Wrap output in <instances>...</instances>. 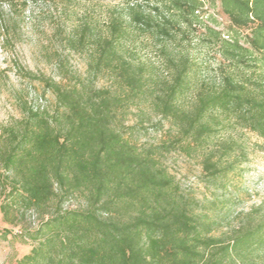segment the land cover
<instances>
[{"label": "trees", "instance_id": "trees-1", "mask_svg": "<svg viewBox=\"0 0 264 264\" xmlns=\"http://www.w3.org/2000/svg\"><path fill=\"white\" fill-rule=\"evenodd\" d=\"M28 1L0 0V5L12 8ZM205 1L219 6L228 33L218 30L214 19L202 21L204 0L126 3L110 19L106 34L93 40L89 63L90 73H109L120 93L97 89L92 82L79 88L47 82L55 112L30 111L0 129L3 221L14 224L10 210L45 211L59 199L37 228L19 233L32 247L17 264H223L226 259L264 264V215L226 242L211 236L212 223L194 213V203L157 158L200 150L225 126H240L264 139V0ZM174 25L198 29L202 43L219 58L217 75L195 90L190 109H181L177 100L192 85L188 58H181L173 81L152 102L155 114L175 131L168 132L165 143L140 149L113 126L117 109L151 93L143 64H135L120 44L130 29L156 40L171 38ZM160 51L165 53V47ZM235 145L202 158L208 178L232 171L235 162H221ZM75 193L84 197V208L64 210L62 200Z\"/></svg>", "mask_w": 264, "mask_h": 264}, {"label": "rangeland", "instance_id": "rangeland-1", "mask_svg": "<svg viewBox=\"0 0 264 264\" xmlns=\"http://www.w3.org/2000/svg\"><path fill=\"white\" fill-rule=\"evenodd\" d=\"M128 2L133 0H30L12 8L0 5V129L14 125L30 111L55 112L56 99L47 82L67 88L92 82L97 89L118 93L113 77L106 72L90 73L89 63L94 56L93 40L106 34L110 19ZM204 2L202 21L211 24L214 19L216 28L228 33L229 22L219 6L212 8L209 1ZM165 17L171 19L166 13ZM195 30L194 26L174 25L171 38L156 40L130 29L120 44L135 64H143L145 80L151 88V93L146 91L123 109H117L113 120V126L140 149L165 143L168 132L175 131L169 120L155 114L152 102L173 81L181 58H188L192 82L191 89L177 100L181 109H190L195 90L202 82L210 84L217 75L219 58L214 49L202 43L198 29ZM84 31L80 45L77 41ZM162 46L165 53L160 51ZM231 143L236 144L235 148L222 158L221 164L235 162L234 168L225 177L208 178L202 169V158L211 153L219 156L222 146ZM157 158L180 192L194 203V213L212 223L211 236L226 242L248 221H258L264 215V139L256 134L240 126H225L200 150H175ZM58 200L52 199L45 211L10 210L9 219L14 224H6L12 233L11 241L18 240L28 253L32 243L18 238L19 233L37 228ZM84 206V197L79 193L62 200L64 210ZM223 264L230 261L226 259Z\"/></svg>", "mask_w": 264, "mask_h": 264}, {"label": "crops", "instance_id": "crops-1", "mask_svg": "<svg viewBox=\"0 0 264 264\" xmlns=\"http://www.w3.org/2000/svg\"><path fill=\"white\" fill-rule=\"evenodd\" d=\"M8 229L9 226L3 222L0 214V264H17V260L25 255L26 251L18 240L11 241L12 233ZM10 245L13 246L12 250Z\"/></svg>", "mask_w": 264, "mask_h": 264}]
</instances>
